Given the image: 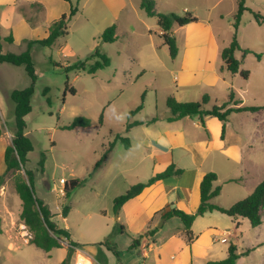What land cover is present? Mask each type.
<instances>
[{
	"label": "rangeland",
	"instance_id": "rangeland-1",
	"mask_svg": "<svg viewBox=\"0 0 264 264\" xmlns=\"http://www.w3.org/2000/svg\"><path fill=\"white\" fill-rule=\"evenodd\" d=\"M141 1L0 0V36L13 37L12 42L1 40V52L20 54L31 44L30 53L37 75L32 111L25 117L27 135L33 140L35 150L22 173L26 176V170H29L33 174L38 198L50 209L57 225L68 230L72 240L80 244L81 247L72 253L70 264H206L210 260L227 258L231 244L236 245L238 254H243L236 264H264V208L262 224L258 227H253L247 218L237 220L218 211L197 217L192 229L203 249L197 258L190 260L188 242L180 231V218H169L158 228L156 243L149 249L154 239L146 234L158 227L163 218L159 214L152 215V222L146 224L150 215L133 200L118 213L114 212V199L132 185L148 181L154 175L155 163L164 159L162 154L151 157L145 153L141 133L166 128L168 122L164 119L152 124L148 121L168 114L166 100L174 96L175 87L180 86L175 65L181 60V54L173 63L167 46L157 33V18L147 16L140 8ZM155 1L158 12L180 16L187 12L204 16L213 2ZM245 3L253 12L264 16V0H245ZM71 6L78 11L69 22L68 35L60 36L50 47L38 43L47 37L55 20L63 13H69ZM221 7L224 8V19L213 20V32L220 44L228 46L234 35L238 2L223 0ZM231 10L233 15L228 13ZM192 23L189 28L174 25L178 48H183L185 34L191 35L197 28H203V22ZM113 24L117 26V39L112 43L104 42L101 35ZM237 38L242 48L236 52L241 61L240 71H248L249 77L245 79L240 72L231 74L225 70V82L220 80L218 86L210 88L213 95L210 94L222 104L234 91V99L228 107H261L255 114L243 112L230 118V129L238 127L242 120L249 132L255 131L256 146L261 150L252 154L259 164L254 181L261 182L264 178V25L256 22L252 12H244ZM244 49L251 52L244 54ZM96 51L110 58L108 67L94 74L88 70L66 71L68 66L88 58L86 65L90 68L99 59L91 57ZM158 61L161 66L156 63ZM30 83L25 66L0 63V127L3 131L0 137V176H3L0 180L3 230L0 232V262L60 264L68 254L66 241L62 243L63 248L50 252L26 243L28 239L30 242L31 234L21 219L22 202L4 160L5 149L11 144L16 128L15 106L10 94ZM71 88L76 91L74 95L69 91ZM235 100H241L242 105L235 104ZM113 105L118 112L127 113L128 119L117 122L109 112ZM139 105L142 108L137 110ZM77 117L89 119L91 125L64 128ZM135 121L142 124L127 129L128 124ZM123 138L129 139L130 147L125 145ZM111 144H114L113 149L107 159L96 166ZM43 152L47 157L42 169L39 161ZM73 178L82 180V184L67 199L64 181ZM235 187L226 184V191L218 200L222 207L230 206L235 198L242 200L249 195L248 189L242 187L230 197V191ZM211 202L217 204V199L213 198ZM65 206L70 208L66 217L62 215ZM120 225L124 226V233L119 232ZM207 227L216 230L207 232ZM106 238L111 246L99 244ZM137 238L143 240V248L138 247L140 244L133 247V240Z\"/></svg>",
	"mask_w": 264,
	"mask_h": 264
},
{
	"label": "trees",
	"instance_id": "trees-1",
	"mask_svg": "<svg viewBox=\"0 0 264 264\" xmlns=\"http://www.w3.org/2000/svg\"><path fill=\"white\" fill-rule=\"evenodd\" d=\"M237 2L238 9L234 15L233 22L234 35L230 44L223 48L221 52V58L224 63V68L227 71H229L231 74H237L240 72L241 76L247 79L249 77V72L240 71L241 61L236 57V52L240 50L242 51L237 38L238 29L245 11L252 12L256 22L259 25H264V16H262L259 12H253L251 9L246 7L245 0H237ZM140 8L145 11L147 16L157 18V25L162 30V33L159 34V37L162 39L163 45L167 46L170 57L175 59L178 55L179 49L175 33L173 32L174 25L177 24L179 26H184L192 22H197L198 18L190 13H186L184 16L160 13L156 10L155 0H142L140 3ZM77 11L78 8L71 6L69 13H63L59 19L55 20L50 25L47 37L45 39L38 40L37 42L43 46L50 47L54 44L57 38L68 35L69 22ZM116 29V24L109 26L102 33L101 39L107 43L116 41ZM1 40L12 42L13 37L11 35L5 38L0 36V63H9L15 66H25V69L31 79L29 86L23 89L13 90L10 94L11 100L15 106L14 115L16 128L11 144L5 149L4 160L6 164V171L12 174L16 193L22 202L21 219L31 234L30 243L46 252H50L53 249L63 248L62 243L66 241L69 245L68 254L60 264H70L72 253L75 252V249L81 247L80 244L72 240L71 234L68 230L60 228L57 225V223L53 220L54 215L51 213L50 209L45 205L43 200L38 198L34 187L35 179L33 174L29 170H26V176L22 173V171L25 169V165L29 162L30 154L35 150V144L33 140L27 135V124L25 120V117L32 111V98L34 95L35 82L37 80V75L35 73V68L30 53L32 45L29 44L28 48L20 54L10 52L2 53ZM243 51L244 54L251 52L249 49H244ZM91 57H98L99 59L96 60L95 63L90 66V68L87 69L86 65V62L89 60L88 58L84 61H79L74 65L68 66L66 71L88 70V73L94 74L98 70L110 65V58L105 54H100L98 51L91 55ZM69 91L73 95L76 93L74 88H71ZM234 96L235 93L232 91L228 96V101L222 104H214L209 108H207V105L210 102L208 95H204L200 101L189 102H181L178 101L174 96H170L166 100V104L169 109L167 120L169 122H173L186 116H198L204 125V118L213 116L222 122V136L224 137L226 125L232 112H253L261 108L256 106L228 107L229 102L234 99ZM142 99L144 98L142 97ZM234 102L235 104L242 103L241 100H235ZM141 108L142 105H139L137 110H140ZM157 119L158 116L154 117L148 122L151 123ZM140 124H142V122H132L128 124L127 129ZM90 125L91 121L89 119L85 117H77L74 119L72 124L64 128L73 129L79 126L88 127ZM2 133L3 131L0 127V137L2 136ZM123 141L127 147H130V141L128 138H123ZM113 145L114 144H111L110 148L104 152L96 166L101 165L102 162L107 159L108 154L113 149ZM46 157V153L43 152L41 160L39 161V165L42 167V169L44 168ZM183 172L184 169L177 167L175 163H172L165 170L156 173L148 181L132 185L124 194L117 196L114 199V212L118 213L127 202L140 195L146 188L153 185L155 182L169 177L180 176ZM2 178L3 176H0V180ZM217 178L218 176L215 172H209L204 175L200 184V205L195 213H187L176 208H173L167 212L161 210L156 213V215H162L161 218H180L182 221L183 234L189 244L193 243L196 239V235L192 229L194 221L197 217L204 216L207 212L218 211L234 219L239 217L247 218L253 227H258L262 224L261 212L264 208V178L257 184L251 194L228 208L211 202L212 199L217 197L221 192V186L214 187V182L217 181ZM81 184L82 180L78 178L66 179L64 181L63 187L65 197L68 199L71 196V193ZM69 209V206L64 207L62 213L64 217L68 215ZM158 228L159 227H156L151 231L149 230L147 235L154 236L158 232ZM118 230L120 233H124L125 228L123 225H120ZM0 232H2L1 219ZM140 241L141 240L139 238L134 239L133 247L138 246ZM99 244L105 247H108V245L111 246L109 238H106ZM242 255L243 254L237 253L236 245L231 244L228 248L227 258L223 260L208 261L206 264H236L237 260ZM0 264L2 263L0 262Z\"/></svg>",
	"mask_w": 264,
	"mask_h": 264
},
{
	"label": "crops",
	"instance_id": "crops-1",
	"mask_svg": "<svg viewBox=\"0 0 264 264\" xmlns=\"http://www.w3.org/2000/svg\"><path fill=\"white\" fill-rule=\"evenodd\" d=\"M222 1L213 0L212 4L207 7L208 12H205L204 16H195L198 18L197 23L203 22L201 23L203 28H197V31L191 35L185 34L183 48H178V55L175 59L181 54V60L175 65V68L180 75L179 78L176 76L180 86H176L173 92L174 97L178 101H200L204 95H208L210 98L209 106L218 104L214 97L211 96L210 88L218 86L220 80L222 83L225 82L224 71L226 69L221 58V52L226 45L220 44L218 36L213 32V20L220 21L224 19V8H220ZM186 10L187 8H184V11ZM228 13L229 15L234 14L232 10ZM205 16L206 19H204ZM193 24L189 23L180 27L189 28ZM173 32L175 33L174 29ZM197 32L200 33L195 34ZM157 33H162V30L159 28ZM175 59H173V63H175ZM156 63L159 65V61ZM152 67L157 68V65H152ZM232 106L235 107L234 105ZM258 111H248L245 113L252 112L255 114ZM242 113L232 112L230 114L224 137L222 136L223 124L216 117H205L204 125L198 116H186L169 122L167 120L169 112L168 114L158 116V119H164L168 122L164 130L142 131L141 143L145 147V153H148L151 157H155L158 154L164 155L163 160L155 163L154 175L165 170L172 163L184 169V172L180 176L159 180L132 199L133 201H138L141 207L150 215L145 221L146 224L151 223V216L156 215L161 210L167 212L176 208L187 213H195L200 205L201 181L204 175L209 172H215L218 176L217 181L214 182V187L221 186L220 194L215 197L219 206H223L218 200L225 193L226 184L236 185L230 191V197L242 190V187L247 188L253 183L250 189L247 188V194H251L254 191L259 183L258 181H254L257 178L255 170L259 168V164L252 154L261 150L260 147L256 146L258 141L255 131L249 132L242 120L238 123V127L230 129L232 116ZM153 122L155 121H152L150 124ZM262 143L264 144V139ZM262 150L264 149L262 148ZM237 201L239 199L235 198L229 205L232 206ZM206 214L211 213L208 212ZM161 216L159 215L160 218ZM215 230L212 227L205 229L207 232ZM180 231L183 234L182 227ZM156 236V234L152 236L154 241L149 245V249H152L156 243ZM198 241L199 237L196 236L193 243L186 245L188 246L189 260L194 257L197 258L202 252L203 248L199 246ZM26 243L31 244L29 239ZM138 247L143 248V240L140 241V246Z\"/></svg>",
	"mask_w": 264,
	"mask_h": 264
},
{
	"label": "clouds",
	"instance_id": "clouds-1",
	"mask_svg": "<svg viewBox=\"0 0 264 264\" xmlns=\"http://www.w3.org/2000/svg\"><path fill=\"white\" fill-rule=\"evenodd\" d=\"M109 112L112 113V117L117 122H121L122 123V122H124L125 120L128 119V114L127 113L118 112L114 105L109 107Z\"/></svg>",
	"mask_w": 264,
	"mask_h": 264
},
{
	"label": "water",
	"instance_id": "water-1",
	"mask_svg": "<svg viewBox=\"0 0 264 264\" xmlns=\"http://www.w3.org/2000/svg\"><path fill=\"white\" fill-rule=\"evenodd\" d=\"M165 220H166V218L162 219L161 223L158 225L159 228L163 226Z\"/></svg>",
	"mask_w": 264,
	"mask_h": 264
},
{
	"label": "built area",
	"instance_id": "built-area-1",
	"mask_svg": "<svg viewBox=\"0 0 264 264\" xmlns=\"http://www.w3.org/2000/svg\"><path fill=\"white\" fill-rule=\"evenodd\" d=\"M225 241V240H224Z\"/></svg>",
	"mask_w": 264,
	"mask_h": 264
}]
</instances>
